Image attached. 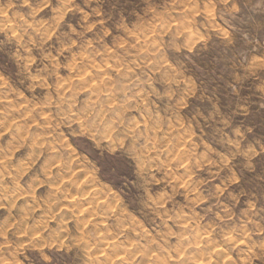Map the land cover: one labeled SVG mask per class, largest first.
<instances>
[{"label": "rangeland", "instance_id": "1", "mask_svg": "<svg viewBox=\"0 0 264 264\" xmlns=\"http://www.w3.org/2000/svg\"><path fill=\"white\" fill-rule=\"evenodd\" d=\"M0 264H264V0H0Z\"/></svg>", "mask_w": 264, "mask_h": 264}, {"label": "bare ground", "instance_id": "2", "mask_svg": "<svg viewBox=\"0 0 264 264\" xmlns=\"http://www.w3.org/2000/svg\"><path fill=\"white\" fill-rule=\"evenodd\" d=\"M19 195H21V194H19Z\"/></svg>", "mask_w": 264, "mask_h": 264}]
</instances>
